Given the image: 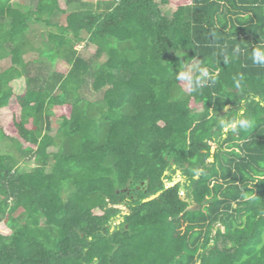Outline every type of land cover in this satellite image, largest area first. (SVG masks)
<instances>
[{"label":"trees","instance_id":"1","mask_svg":"<svg viewBox=\"0 0 264 264\" xmlns=\"http://www.w3.org/2000/svg\"><path fill=\"white\" fill-rule=\"evenodd\" d=\"M27 2L0 0V264H264V0Z\"/></svg>","mask_w":264,"mask_h":264},{"label":"rangeland","instance_id":"2","mask_svg":"<svg viewBox=\"0 0 264 264\" xmlns=\"http://www.w3.org/2000/svg\"><path fill=\"white\" fill-rule=\"evenodd\" d=\"M164 10H166V8H163ZM167 10H171V8H167ZM32 30L34 33H39L41 31H44L45 28H44V25L43 24H30ZM82 44H80L79 46H77V48L79 49L81 47ZM84 50V54L85 53H92L94 48L92 46H87L86 48L83 49ZM192 65H194V62L192 63ZM2 66L5 67L7 66L6 63H2ZM92 94L91 92H87V96L91 97ZM93 97V96H92ZM57 126V120L56 119H53L52 120V130H51V133L53 134L54 131H55V128ZM12 146L8 143V141H1L0 142V153H5V152H10L11 153L13 152L12 151ZM14 155V152L12 153ZM19 165L21 167H32L34 166V161L32 160V158L30 157H26L24 159H22L20 162H19ZM167 174V173H166ZM173 180H175L176 182L177 181H180L181 183L184 181V178L181 177V175L177 174L176 172L174 173V175L172 176ZM180 196L183 198L184 197V192H180ZM114 224L115 223H118V220H116L115 222H113ZM0 231L2 233H9V231L7 230L6 227H4V225L2 223H0Z\"/></svg>","mask_w":264,"mask_h":264},{"label":"clouds","instance_id":"3","mask_svg":"<svg viewBox=\"0 0 264 264\" xmlns=\"http://www.w3.org/2000/svg\"><path fill=\"white\" fill-rule=\"evenodd\" d=\"M254 62H260L262 64H264V54L261 53L260 49L255 50L254 52ZM196 65H193L191 68H189L188 71H182L181 73H179L178 75V79L182 80V81H187L189 83H196L197 85L202 84L205 82V80H207L208 78H211V80L213 81V83H215L216 81V76L215 73L210 72L208 67H203L200 66L199 67V76H197L195 78V81H193V77L191 75V72L193 70V68H195ZM235 123H239L243 128H247L248 127V120L246 118H239L238 120L235 121ZM233 127H235V124H233ZM199 174V173H197ZM262 179H264V177H261ZM250 198V197H249Z\"/></svg>","mask_w":264,"mask_h":264},{"label":"crops","instance_id":"4","mask_svg":"<svg viewBox=\"0 0 264 264\" xmlns=\"http://www.w3.org/2000/svg\"><path fill=\"white\" fill-rule=\"evenodd\" d=\"M28 0H10V3L13 5V6H16V7H19L21 9H24V8H28L29 6V3L27 2ZM34 2H32L30 5V7H34L35 5V1L36 0H33ZM81 1H85V2H88L89 4H91L93 6V8H96V6L98 5H101V7L103 6V4L105 2H107L108 0H81ZM78 8V4L75 3V4H72L70 5L67 9H66V12L69 13L73 10H76Z\"/></svg>","mask_w":264,"mask_h":264},{"label":"water","instance_id":"5","mask_svg":"<svg viewBox=\"0 0 264 264\" xmlns=\"http://www.w3.org/2000/svg\"><path fill=\"white\" fill-rule=\"evenodd\" d=\"M256 99H257V98H256ZM228 108H229V105H226L225 108L222 110V113H225L226 110H227ZM165 173H166V172H165ZM176 173L180 175V171L177 170ZM177 182H178V181H177ZM177 182H176L175 180H172L171 182H169V183L167 184V187H168V186H172V185H174V184L177 183ZM178 192H179V194H180V192H184V187H183V186H180ZM157 194H158V193H157ZM157 194H156V195H157ZM152 198H153V196L147 198V200L152 199Z\"/></svg>","mask_w":264,"mask_h":264}]
</instances>
